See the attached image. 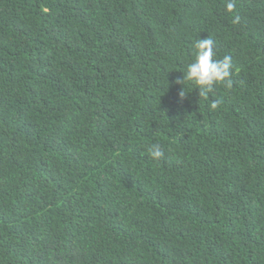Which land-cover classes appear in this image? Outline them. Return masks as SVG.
Masks as SVG:
<instances>
[{
    "label": "trees",
    "instance_id": "obj_1",
    "mask_svg": "<svg viewBox=\"0 0 264 264\" xmlns=\"http://www.w3.org/2000/svg\"><path fill=\"white\" fill-rule=\"evenodd\" d=\"M227 2L0 0V264H264V0Z\"/></svg>",
    "mask_w": 264,
    "mask_h": 264
},
{
    "label": "clouds",
    "instance_id": "obj_2",
    "mask_svg": "<svg viewBox=\"0 0 264 264\" xmlns=\"http://www.w3.org/2000/svg\"><path fill=\"white\" fill-rule=\"evenodd\" d=\"M236 7L235 0H228L226 8L229 12ZM238 17L236 20L238 21ZM204 33L196 45L195 59L187 65L186 71L183 72V77L175 81L178 85H183V89L187 82H191L199 89L200 95H206L217 84H224L225 87L232 85V60L228 55H218L214 52V42L208 35ZM207 37V38H205ZM204 38V39H203ZM220 56V57H219ZM219 59H216L218 58ZM182 89V91H183ZM179 93L182 100L185 95ZM212 107H217L216 103ZM149 154L152 159L159 160L164 157V151L159 144H153L149 148Z\"/></svg>",
    "mask_w": 264,
    "mask_h": 264
}]
</instances>
